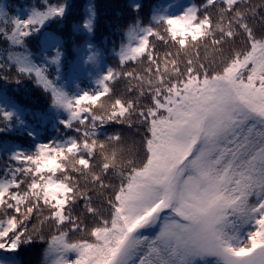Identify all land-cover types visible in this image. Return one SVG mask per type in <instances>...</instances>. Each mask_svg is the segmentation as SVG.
Listing matches in <instances>:
<instances>
[{
    "label": "snow or ice",
    "instance_id": "snow-or-ice-1",
    "mask_svg": "<svg viewBox=\"0 0 264 264\" xmlns=\"http://www.w3.org/2000/svg\"><path fill=\"white\" fill-rule=\"evenodd\" d=\"M68 8L42 0L24 17L0 6V39L19 49L8 62L76 134L34 151L0 141L15 162L0 178V250L40 242L44 264H264V0L155 10L147 26L137 16L115 53L119 70H101L90 39L74 45L72 71L96 73L94 88L75 92L61 83L65 41L47 31ZM87 11L91 38L97 12ZM37 37L55 51L40 63L29 49ZM9 103L0 96V134L35 139Z\"/></svg>",
    "mask_w": 264,
    "mask_h": 264
},
{
    "label": "trees",
    "instance_id": "trees-1",
    "mask_svg": "<svg viewBox=\"0 0 264 264\" xmlns=\"http://www.w3.org/2000/svg\"><path fill=\"white\" fill-rule=\"evenodd\" d=\"M52 4L66 2L69 5L66 18L62 24L52 22L47 26V31L54 32L65 41V56L62 59L60 71L61 83L70 92L76 91L78 84L82 89H92L95 87L93 79L96 75L92 72L89 75L90 66L84 65L79 72H73V62L77 60L78 53L73 50V46H83L86 40H91L102 55V69L112 67L119 70L118 56L121 43H126L125 33L128 27L134 23L138 16L144 26H147L155 10L161 13H181L185 8L196 5L202 6L203 0H50ZM139 3L141 9L137 13L134 5ZM42 0H0V6H5L10 14H20L24 17L31 7H41ZM94 7L97 16L94 21L95 33L88 37L82 24L88 18V8ZM81 25L80 33H74L73 28ZM39 37L29 41V49L33 53V58L37 63L43 61L45 52L49 57L55 55L54 49H44L39 44ZM19 49L13 48L9 42L0 39V63H4L11 71L0 72V76L7 75L8 79L0 78V96L6 97L10 103L7 105L18 106L22 111L23 119L27 128L36 134V138L29 137L22 129L15 128L11 132L0 134V141L11 145L19 146L25 151H34L35 143L50 142L59 140L70 135H76L68 129L59 125L56 120V113L51 107L50 94H47L34 81L17 76L15 65L7 60L9 52ZM134 67L135 65H131ZM50 78H54L55 66L49 67ZM17 78L21 83L17 84ZM121 82V89L123 88ZM66 114L60 113V118H65ZM120 126H113L109 132L119 131ZM127 135L134 134V130H127ZM10 152L0 153V178H4L9 165H14V161L8 159ZM76 212L82 217L84 215L82 203L76 208ZM47 232V229L45 230ZM46 245L40 242L31 245H23L16 253H6L0 250V257L14 258L18 264H44V251ZM74 258V256L72 257Z\"/></svg>",
    "mask_w": 264,
    "mask_h": 264
}]
</instances>
